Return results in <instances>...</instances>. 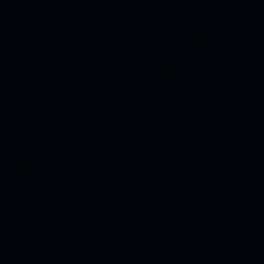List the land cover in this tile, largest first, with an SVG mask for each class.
Listing matches in <instances>:
<instances>
[{"label":"water","instance_id":"obj_1","mask_svg":"<svg viewBox=\"0 0 264 264\" xmlns=\"http://www.w3.org/2000/svg\"><path fill=\"white\" fill-rule=\"evenodd\" d=\"M0 264H264V0H0Z\"/></svg>","mask_w":264,"mask_h":264}]
</instances>
